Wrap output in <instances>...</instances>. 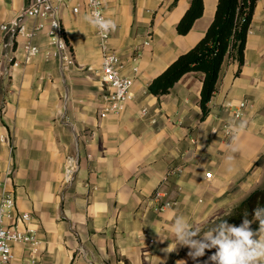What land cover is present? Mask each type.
I'll use <instances>...</instances> for the list:
<instances>
[{"label": "crops", "instance_id": "crops-1", "mask_svg": "<svg viewBox=\"0 0 264 264\" xmlns=\"http://www.w3.org/2000/svg\"><path fill=\"white\" fill-rule=\"evenodd\" d=\"M33 1L0 0V24ZM101 1L116 24L109 46L121 73L134 78V98L118 115L101 116L110 90L101 80L99 36L85 19L87 0L60 7L74 57L69 69L45 33L33 39L41 53L26 61V39L6 49L0 30V62L12 55L19 63L8 76L0 71V193L15 199L4 225L33 229L39 239L35 252L12 243L8 264H196L187 247L172 250L173 218L207 230L264 186V0L255 7L245 63L237 73L238 62L226 61L205 119L201 72L186 73L161 96L148 85L204 37L219 0H203V16L187 34L177 25L190 0ZM241 101L248 106L235 118L226 105ZM241 121L247 126L232 153L225 124ZM77 154L80 170L66 184V159ZM157 191L164 195L155 198Z\"/></svg>", "mask_w": 264, "mask_h": 264}, {"label": "built area", "instance_id": "built-area-1", "mask_svg": "<svg viewBox=\"0 0 264 264\" xmlns=\"http://www.w3.org/2000/svg\"><path fill=\"white\" fill-rule=\"evenodd\" d=\"M73 0H34L29 6L23 8L20 13L12 20L0 24V30L4 34V48L14 47L20 37H24L26 42L23 50L26 54V61L33 56L41 53L42 49L33 43L34 37L40 33H45L50 43L56 48L62 69H69L74 64V57L69 43L65 37V31L60 18L61 4ZM87 6L90 15L99 13L105 19L101 0H87ZM75 11H78L75 8ZM32 22V23H30ZM96 32L99 36L101 49V80L107 86L110 92L107 95V103L101 113L102 117L109 114H121L127 105L133 100L134 78L125 76L121 73V61L118 55L109 46V31L101 33L98 28ZM19 67V63L11 55L7 58V64L0 62V71L4 76H8L10 71ZM136 70V69H135ZM248 106L247 101H241L237 104L228 103L227 107L232 110L235 118H241ZM143 112H146L144 109ZM230 126V125H229ZM225 126V134L231 137L230 127ZM81 167L79 155H69L66 159L64 170V181L71 184L77 177ZM206 177L210 179L211 173ZM164 194L157 191L155 198H160ZM15 205V199L9 192L0 193V264H8L13 259L12 243L21 242L29 245L33 252L39 244L37 233L33 229L21 230L17 226H5L4 220L11 215V210ZM166 202L165 206H170ZM23 221H29L31 215L23 213L20 217Z\"/></svg>", "mask_w": 264, "mask_h": 264}, {"label": "trees", "instance_id": "trees-1", "mask_svg": "<svg viewBox=\"0 0 264 264\" xmlns=\"http://www.w3.org/2000/svg\"><path fill=\"white\" fill-rule=\"evenodd\" d=\"M258 0H219L213 21L192 48L180 54L148 85L155 96L170 92L171 88L188 72L203 74L200 107L202 119L210 112L209 103L218 87V82L227 60L238 62L240 72L245 63V48ZM204 1L190 0V6L177 25L179 34H187L195 21L203 16ZM264 207V186L254 190L249 196L221 219L229 223H239L245 211L252 219L253 209ZM220 219V220H221ZM258 228V222L252 224Z\"/></svg>", "mask_w": 264, "mask_h": 264}, {"label": "clouds", "instance_id": "clouds-1", "mask_svg": "<svg viewBox=\"0 0 264 264\" xmlns=\"http://www.w3.org/2000/svg\"><path fill=\"white\" fill-rule=\"evenodd\" d=\"M85 19L102 34L116 28L113 20L104 19L99 13H92ZM246 126V121L229 126L230 152L239 151L240 137ZM227 160L231 163L233 156L229 155ZM248 217L249 214L245 211L239 225L221 219L207 230H202L190 224L185 217L177 215L170 225V231L175 237L172 250H175L177 245L187 247V255L196 264H200L199 258L206 255V250L211 252V255L203 264H264V207L258 205L253 209L252 219ZM257 222L258 228L253 229L252 224ZM213 249L215 251H212Z\"/></svg>", "mask_w": 264, "mask_h": 264}, {"label": "rangeland", "instance_id": "rangeland-1", "mask_svg": "<svg viewBox=\"0 0 264 264\" xmlns=\"http://www.w3.org/2000/svg\"><path fill=\"white\" fill-rule=\"evenodd\" d=\"M237 104V103H236ZM226 107H227V105H226ZM228 108V107H227ZM225 126H229V124H225ZM226 129V128H225ZM225 134V133H224ZM225 136H226V134H225ZM227 137V136H226ZM229 138V137H228Z\"/></svg>", "mask_w": 264, "mask_h": 264}]
</instances>
